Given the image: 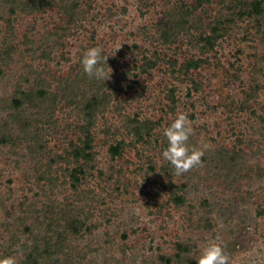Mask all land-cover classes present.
I'll list each match as a JSON object with an SVG mask.
<instances>
[{"label":"rangeland","instance_id":"1","mask_svg":"<svg viewBox=\"0 0 264 264\" xmlns=\"http://www.w3.org/2000/svg\"><path fill=\"white\" fill-rule=\"evenodd\" d=\"M54 3L10 15L0 0V258L197 264L219 238L233 264H264V0H76L72 18ZM91 47L109 80L84 73ZM179 112L189 145H210L182 176L162 157Z\"/></svg>","mask_w":264,"mask_h":264},{"label":"clouds","instance_id":"2","mask_svg":"<svg viewBox=\"0 0 264 264\" xmlns=\"http://www.w3.org/2000/svg\"><path fill=\"white\" fill-rule=\"evenodd\" d=\"M104 31H108L106 26ZM107 60L106 57L102 56L100 47L87 49L81 60L84 73L97 80H109L111 75L102 66L107 63ZM109 70L112 74L110 67ZM193 134L192 122L184 112H179L170 125L164 129L163 135L167 139L168 146L162 151V157L172 166L176 176H182L197 166H203L202 158L210 145L201 142L199 146H190L188 141ZM218 240L219 238L209 241L203 247L197 264H233L230 255L225 251L224 245L217 242ZM0 264H17V261L14 257L9 256L0 258Z\"/></svg>","mask_w":264,"mask_h":264},{"label":"trees","instance_id":"3","mask_svg":"<svg viewBox=\"0 0 264 264\" xmlns=\"http://www.w3.org/2000/svg\"><path fill=\"white\" fill-rule=\"evenodd\" d=\"M7 3H10L11 7H10V15L15 14L16 9H21L22 11H38L39 9H41L43 6L45 5H51V3H54V0H48L46 3H43L41 0H32L28 3H22L20 0H4ZM57 6H60V8L62 7L65 14H67L68 16H70V18L76 16V11L78 10V6L76 4V0H59V3L57 4ZM188 7V6H185ZM185 7H181V12H180V18L177 22V30L173 31V37L176 36L178 30L180 28H182L183 26H185V24L187 23V17L191 15V12L189 10H187V8L185 9ZM178 15V16H179ZM171 33L168 32V35H170ZM0 58H1V50H0ZM122 88H119V90H121ZM108 95L104 92L101 93V96H92L89 99H86L85 101V105L83 110L85 112H88L86 114H88V116H86L88 119H92V114L94 113V110H96L97 107L101 106V104H104L106 102V97ZM26 97L28 99H26ZM25 99H22L19 97V99H15L14 100V105L16 108H19L22 105V102L26 100H29V102L31 103L32 100L34 99L37 102L40 103H44L47 101V93H45L43 91V89H40L37 92V95H26L24 97ZM91 124V121L88 122V124ZM88 132V131H87ZM87 137L84 139V141L81 143V145L79 146H71V150L69 152V156L70 158H72V160L74 161V163L76 164V166H79L80 162H90L92 159V155H91V143H92V139L89 136V133H87ZM112 152L117 154L118 153V148L114 147L112 149ZM77 173V174H76ZM78 174H82L83 175V170L82 168L78 169L77 171H75L72 175H71V180L73 183L77 184L79 181L78 179ZM177 198V197H175ZM177 202V201H176ZM78 226V223L76 221H73L69 224L68 229L72 232L76 231V227ZM35 261V257L33 255H29L25 261V264H33Z\"/></svg>","mask_w":264,"mask_h":264}]
</instances>
